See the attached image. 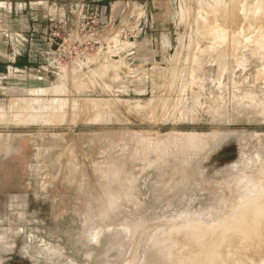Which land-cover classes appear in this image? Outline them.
Listing matches in <instances>:
<instances>
[{"label": "rangeland", "instance_id": "rangeland-1", "mask_svg": "<svg viewBox=\"0 0 264 264\" xmlns=\"http://www.w3.org/2000/svg\"><path fill=\"white\" fill-rule=\"evenodd\" d=\"M151 1L85 18L44 80L1 76L0 264H264V89L235 99L218 67L237 30L264 68V2Z\"/></svg>", "mask_w": 264, "mask_h": 264}, {"label": "crops", "instance_id": "crops-1", "mask_svg": "<svg viewBox=\"0 0 264 264\" xmlns=\"http://www.w3.org/2000/svg\"><path fill=\"white\" fill-rule=\"evenodd\" d=\"M122 3L116 5L121 7ZM111 4V0H0V78L11 68L24 75L28 71L41 73L54 63L60 46H75L76 41L80 46L82 29L88 30V37L93 35L91 26L82 28L80 23L84 24L85 18L91 20L97 12L106 15ZM64 35L72 36V42ZM41 74L36 79L44 80L45 74Z\"/></svg>", "mask_w": 264, "mask_h": 264}, {"label": "bare ground", "instance_id": "bare-ground-1", "mask_svg": "<svg viewBox=\"0 0 264 264\" xmlns=\"http://www.w3.org/2000/svg\"><path fill=\"white\" fill-rule=\"evenodd\" d=\"M212 1V0H211ZM214 1V0H213ZM219 0H217V2H218ZM222 1V0H221ZM216 2V1H215ZM235 2V1H234ZM239 2V1H238ZM263 2H264V0H263ZM212 3L213 2H211V5H212ZM219 3H220V1H219ZM223 3V2H222ZM216 4V3H215ZM223 5H224V3H223ZM219 6V5H218ZM230 7V6H229ZM261 8H262V10H264V5H261ZM215 9V8H214ZM227 10V9H226ZM223 11V10H222ZM228 18V17H227ZM239 18V17H238ZM235 19V18H234ZM264 19V18H263ZM262 19V20H263ZM226 20V19H225ZM229 20V19H228ZM229 22V21H228ZM239 22V21H238ZM230 24H232V23H229V25ZM237 24V23H236ZM229 27V26H228ZM231 28L233 27V26H230ZM234 27H235V25H234ZM240 28V27H239ZM241 29V28H240ZM248 29V28H247ZM212 30V29H211ZM242 30V29H241ZM240 30V31H241ZM229 31V30H228ZM231 31H233V30H231ZM242 32V31H241ZM230 33V32H229ZM210 34V33H209ZM244 34V33H243ZM229 37H231V39H230V46H231V48H232V54H234L236 57H237V62H234V64L235 65H228L227 67H225L224 65L225 64H227V63H225L224 62V60H221V61H219L218 62V67H220V71H222V70H228V72H229V83H230V86H231V89H232V92H233V95L235 96V99H239V100H249V101H251V100H253V92H254V90L257 88V86H260V87H262L263 89H264V68L263 69H256V68H252V63H251V61H252V57H253V55H254V53H255V50L253 49V46H252V44L254 43L253 41H254V39H255V36H249V34H244V35H242V33H239V31L237 32V30L236 31H233V32H231L229 35H228ZM259 37H260V39H262V41H263V49H264V34H262V35H259ZM228 40H229V38H228ZM255 43H256V39H255ZM242 51H245L244 52V54H242L243 52ZM263 56H264V51H263ZM205 55H207V56H209V54L208 53H206ZM204 56V53H202L201 54V57L199 56V57H196L195 58V60H194V62H193V64L191 65V69H190V79H191V81L192 82H196V83H199V85H201V86H203V87H205V88H207V82H208V80H210L211 79V76L210 75H207V74H210L209 72L211 71V67H209V64H207V59H204V58H202ZM206 58V57H205ZM206 61V62H205ZM230 64H231V62H230ZM193 65H194V67H193ZM204 66V67H203ZM223 66V67H222ZM238 67H242L241 69H240V74H238V75H235V71L234 70H236ZM258 67H259V65H258ZM238 72V71H237ZM202 73H204L203 75H201ZM177 79V78H176ZM177 81V80H176ZM173 82V81H172ZM168 83V82H167ZM174 83V82H173ZM173 83H171V84H173ZM166 86H168V85H166ZM165 86V87H166ZM229 89V88H228ZM124 102V101H123ZM125 104V103H124ZM56 105V104H55ZM75 105V104H74ZM71 106V105H70ZM159 107V106H158ZM64 107H62V109H63ZM159 108H161V107H159ZM176 109V108H175ZM160 110V109H159ZM76 112V111H75ZM174 112V111H173ZM177 113V112H176ZM98 114V113H97ZM90 118V117H89ZM97 118V117H96ZM171 118V117H170ZM96 120V119H95ZM255 201H257V200H255ZM261 202V201H260ZM245 204V203H244ZM247 204V203H246ZM249 205V204H248ZM248 205H247V207H248ZM251 206V205H250ZM249 206V207H250ZM263 207V205H260V207ZM252 208V207H251ZM257 208V207H256ZM264 208V207H263ZM243 209V208H242ZM247 209V208H246ZM249 210V209H248ZM250 210H252V209H250ZM253 210H255L254 208H253ZM261 210H262V208H261ZM260 210V211H261ZM243 211H244V209H243ZM245 212V211H244ZM239 214V213H238ZM245 214V213H244ZM260 214H261V212H260ZM235 215V214H234ZM237 215V214H236ZM250 216V215H249ZM255 216H256V214H254V217H253V219H255ZM239 217H240V215H239ZM246 218H249V217H246V215L245 216H241L240 218H239V221L237 220V222H238V226H239V228L241 229V230H243V231H251L252 232V234H253V236H255V233H256V235H258L257 233L258 232H256L257 230H256V228H258L257 226L259 225H256V228H255V224H254V227H253V229H254V231H255V233H253V229L252 228H248L247 227V225H249L250 223L251 224H253V223H255V221H253V223H252V220L251 221H249L248 223H247V225L245 224V219ZM250 218H252L251 216H250ZM249 218V219H250ZM258 218V217H257ZM264 218V217H263ZM261 220V218L259 217L258 218V220ZM263 220V219H262ZM260 221V224H262L261 222H263V221ZM232 221V220H231ZM247 221V220H246ZM259 222V221H258ZM227 224H228V222H227ZM234 224V223H233ZM237 224L235 223V230H236V228H237V226H236ZM250 226H252V225H250ZM249 226V227H250ZM262 226V225H261ZM227 227V226H226ZM229 227V226H228ZM232 227V226H231ZM233 227H234V225H233ZM259 227H260V225H259ZM232 229H234V228H232ZM250 229H252V230H250ZM261 229V228H260ZM180 230V229H179ZM187 230V229H186ZM228 230V229H227ZM230 230V229H229ZM237 230L239 231V229L237 228ZM236 230V231H237ZM262 230V229H261ZM261 230H260V233H262L261 232ZM201 231V230H200ZM221 231V230H220ZM262 231H264V230H262ZM190 232V231H189ZM191 232H193V231H191ZM206 232V231H205ZM224 232H225V230H224ZM240 232H242V231H240ZM195 233V232H194ZM199 232H197V234H198ZM201 233V232H200ZM209 233V232H208ZM230 233H231V231H230ZM232 233H234V232H232ZM202 234V233H201ZM201 234L199 235V236H201ZM205 234V233H204ZM223 234V233H222ZM236 234H237V232H236ZM240 234H244V233H240ZM240 234H239V236H240ZM187 235V234H186ZM196 235V234H195ZM246 235H250V234H247L246 233ZM261 235V234H260ZM188 236H189V234H188ZM191 236V235H190ZM197 237H198V235H196ZM202 236H204V235H202ZM213 236H215V235H213ZM222 236V235H221ZM221 236H220V238H221ZM207 237H209V236H207ZM212 237V236H211ZM216 237V236H215ZM218 237V236H217ZM226 237H227V235H226ZM242 237V236H241ZM258 237H260V236H258ZM183 238V237H182ZM189 238V237H188ZM205 238V237H204ZM181 239V238H180ZM206 239V238H205ZM208 240H209V238H207ZM239 239H240V237H239ZM262 239V238H261ZM189 240V239H188ZM193 240V239H192ZM215 240V238H213V242H217V241H214ZM217 240H221V239H217ZM222 240H224V234H223V238H222ZM248 240V239H247ZM251 240V239H250ZM249 241V240H248ZM254 241H256V240H254ZM193 242V241H192ZM206 242V241H205ZM213 242H209V243H213ZM221 242V241H220ZM259 242V241H258ZM183 243H184V241H183ZM208 243V242H207ZM249 243V242H248ZM190 244V243H189ZM214 245H215V243H213ZM256 244V243H255ZM258 244V243H257ZM251 245V244H250ZM210 247H211V245H209L208 246V248L209 249H207V251L208 250H210ZM214 247V246H213ZM248 247H250V246H248ZM248 247H246V248H248ZM207 248V247H206ZM212 248V247H211ZM214 248H216V247H214ZM256 248V247H255ZM255 248H253L254 250H255ZM213 249V248H212ZM251 249V248H250ZM263 249V248H262ZM204 250V249H203ZM247 250V249H246ZM205 251V250H204ZM207 251H205V253H207ZM211 251V250H210ZM248 251H250V250H248ZM248 251H246V252H248ZM214 252V251H213ZM253 252V251H252ZM210 253H212V252H210ZM250 253V252H249ZM214 254H215V252H214ZM213 254V255H214ZM256 254V253H255ZM207 255H209V254H207ZM211 255V254H210ZM209 255V256H210ZM216 255V254H215ZM208 257V256H207ZM206 257V258H207ZM216 257V256H215ZM219 258V257H218ZM195 260V259H194ZM211 260H213L212 258H211ZM214 260H216V259H214ZM213 260V261H214ZM197 261V260H196ZM207 261V260H206ZM198 262V261H197ZM201 263V262H200ZM210 263V262H209ZM204 264V263H203ZM207 264H208V261H207ZM211 264V263H210Z\"/></svg>", "mask_w": 264, "mask_h": 264}, {"label": "built area", "instance_id": "built-area-1", "mask_svg": "<svg viewBox=\"0 0 264 264\" xmlns=\"http://www.w3.org/2000/svg\"><path fill=\"white\" fill-rule=\"evenodd\" d=\"M21 70L17 69V68H11L8 70V73L7 74H10V73H19Z\"/></svg>", "mask_w": 264, "mask_h": 264}]
</instances>
